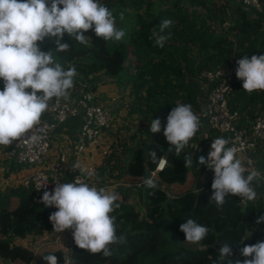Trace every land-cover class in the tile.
<instances>
[{
    "label": "trees",
    "instance_id": "obj_1",
    "mask_svg": "<svg viewBox=\"0 0 264 264\" xmlns=\"http://www.w3.org/2000/svg\"><path fill=\"white\" fill-rule=\"evenodd\" d=\"M101 3L113 11L117 26L127 30L122 41H105L89 30L84 33L91 38L88 45L65 34L62 42L71 45L69 52L57 53L52 41L44 44L43 50L53 49L65 69L75 66V86L78 81L89 82L85 83L95 100L98 91L91 82L95 76L110 77L115 85L118 106L104 127L108 148L94 165L96 177L88 182L118 193L120 208L114 215L118 234H126V243L115 246L113 255L104 258L79 249L66 230L56 233L48 217L57 209L35 202L28 186L12 184L11 175L19 166L0 155V264H46L42 257L48 254L57 255L59 264L65 257L75 264H212L225 242L232 243L234 257L243 260L239 251L245 244L264 240V222L254 223L257 215L264 214V196L257 193L256 200L246 204L229 196L218 208L210 201L213 172L197 188L186 185L188 172L196 169L192 145L198 133L181 155L175 156L167 151L163 132L159 137L152 135L149 124L157 117L166 124L176 103L191 104L194 112L198 109L195 85L204 80L201 71L234 69L228 105L239 113L240 126L249 132L254 117L262 112L264 91L249 94L242 89L243 81L235 76V61L244 54H264V0H259V8L248 7L242 0ZM166 18L174 23L167 30L170 39L160 48L151 37ZM9 148L0 146V153ZM152 149L158 159L165 158L166 165L154 177L157 189L148 195L153 190L145 189L142 182L158 161L148 157ZM184 152L194 153V168L184 167ZM66 173V182L72 181L74 172ZM162 184L173 188L169 191ZM11 197L18 201L14 208H10ZM188 218L212 229L200 242L206 249L200 244L183 247L185 238L179 226ZM58 235L68 237L65 249L52 247ZM43 242L49 245L36 256L34 248Z\"/></svg>",
    "mask_w": 264,
    "mask_h": 264
},
{
    "label": "clouds",
    "instance_id": "obj_2",
    "mask_svg": "<svg viewBox=\"0 0 264 264\" xmlns=\"http://www.w3.org/2000/svg\"><path fill=\"white\" fill-rule=\"evenodd\" d=\"M120 21L124 14L120 13ZM174 21L166 18L152 33L156 46L163 48L170 39ZM91 30L97 38L120 42L127 30L117 26V17L101 0H0V146H11L14 142L37 137L28 133L41 125L43 115L53 100H66L74 89V78L78 75L75 66L65 69L57 62L53 49L43 50L48 41L55 44L57 53L69 52L71 45L62 42L65 34L80 45H88L91 38L84 35ZM235 76L243 81L242 89L251 94L264 91V54H244L235 61ZM201 128V117L191 104L176 103L168 113L163 125V136L169 144L167 151L175 156L189 146L190 141ZM162 129L159 117L152 119L149 132L156 134ZM202 138L207 139V133ZM229 139L217 137L212 140L206 155L195 158V168L200 166L213 172L211 183V203L222 207L229 196L239 197L243 203L256 200V184L259 174L246 169L235 147L228 146ZM195 151L198 145H195ZM152 162L158 160L156 150L148 152ZM194 153L184 152V167L194 168ZM162 166V164H161ZM71 170L78 171L76 179L65 183H54V187L44 190L40 202L57 209L48 219L56 233L70 230L75 245L89 254H101L104 258L113 255L115 246L126 243V234H118L117 217L120 208L119 195L89 183L96 172L79 162ZM143 186L154 194L157 181L149 175L143 179ZM42 185V184H41ZM39 186L38 191L41 188ZM200 190H198L199 192ZM264 222V214L256 217L255 224ZM185 241L201 244L212 229L188 218L180 224ZM232 243H222L218 256L212 264H264V240L255 244H245L234 257ZM46 264H59L57 255L42 257ZM63 264H75L71 257H65Z\"/></svg>",
    "mask_w": 264,
    "mask_h": 264
},
{
    "label": "built area",
    "instance_id": "obj_3",
    "mask_svg": "<svg viewBox=\"0 0 264 264\" xmlns=\"http://www.w3.org/2000/svg\"><path fill=\"white\" fill-rule=\"evenodd\" d=\"M242 2L248 7L259 8L260 6L259 0H242ZM233 71L234 69L201 71L200 75L207 89L195 111L201 117V128L197 133L212 130L223 134L229 139L228 146L235 147L237 154H240V159L246 169L245 174L255 170L259 174V179L264 182V171L255 166L251 154L257 143L264 144V97L262 112L254 117L248 132L240 126L239 113L228 105ZM110 115V111L95 100L94 93L87 89L86 83L78 81V85L75 86L73 94L68 99L50 102L48 111L42 117L41 125L27 134L28 137H37L35 142L30 139L14 142L0 155L13 159L21 167L32 168L30 174L21 177L18 183L31 188L34 193L33 200L39 202L44 190L50 191L55 186L54 183H65L66 172H73L68 168L63 151L57 152L53 158H50V136L54 127L64 123L69 117L79 118V130L74 150L78 155L85 153L88 159L85 166L93 169L108 148L104 139V127ZM213 139V137H207L205 142L210 143ZM196 144L198 145L194 142L192 145L194 151ZM197 151H199V145ZM165 165V158L160 157L154 169L149 171L148 176L155 177ZM78 175V171H74L72 180ZM40 185L41 188L38 191ZM66 231L72 237L71 231Z\"/></svg>",
    "mask_w": 264,
    "mask_h": 264
},
{
    "label": "crops",
    "instance_id": "obj_4",
    "mask_svg": "<svg viewBox=\"0 0 264 264\" xmlns=\"http://www.w3.org/2000/svg\"><path fill=\"white\" fill-rule=\"evenodd\" d=\"M196 88H198V99L199 102H201L205 96L206 92V86L205 83L201 80L200 83H197L195 85ZM75 90L71 91V94H73ZM44 116V115H43ZM79 130V118L78 117H69L64 123L60 125H56L54 127V130L50 136V158H53L54 155L59 152L63 151L66 155V160L68 164L69 170H71V167L73 164L79 162L82 166H85L88 162V159L86 157V154L82 153L81 155H78L75 152V145L77 141V135ZM207 133V137H213L214 139L217 137H224L223 134H219L215 131H207V132H199L197 136V140L195 142L199 145V151H195L196 156L199 157L201 155H206L207 152L210 150V145L212 142L206 143V139L202 138L203 134ZM213 139V140H214ZM252 157L254 159V164L257 168L264 171V144L257 143V145L253 148ZM239 158L240 154H238ZM101 159V158H100ZM99 159V161H100ZM19 166V165H18ZM32 171L31 167H21L19 166V171L15 174L11 175L10 182L12 183L14 179L19 182L21 177L28 176L30 172ZM74 172V170H71ZM211 170L206 169L204 166H200L199 170L194 169L190 170L188 172L187 182L186 185H189L193 188H197L201 182L205 179V176L208 173H211ZM70 173V171H69ZM162 186H166L165 184H162ZM256 191L258 194H261L264 196V182L259 179L258 183L256 184ZM165 188V187H164ZM169 191L172 190V185H167L166 187ZM14 200L15 205L10 208H14L18 201L16 198L11 197L9 199V202L11 203ZM67 232V231H66Z\"/></svg>",
    "mask_w": 264,
    "mask_h": 264
},
{
    "label": "rangeland",
    "instance_id": "obj_5",
    "mask_svg": "<svg viewBox=\"0 0 264 264\" xmlns=\"http://www.w3.org/2000/svg\"><path fill=\"white\" fill-rule=\"evenodd\" d=\"M86 83H89L87 81H85ZM84 82V83H85ZM92 84L96 87L97 89V94L98 96L96 97V100L102 105L104 106L106 109H108L110 111V114L112 113V111L114 109L117 108L118 104H117V94H116V90H115V85L113 83V81L111 80L110 77H106L103 75H97L93 78V81H91ZM163 125L162 124V129L160 133H156L152 135L159 137L162 132H163ZM150 126V124H149ZM18 181H16V179H14V181L12 182V184H17ZM165 188L167 186H164ZM167 189V188H166ZM10 203V202H9ZM15 205L14 200L10 203V207H13ZM68 243V237H63L62 235H58V239L52 244V247H59L62 246L63 249H65L66 244ZM47 245L49 244H45L44 242L41 243V245L36 246L34 248L35 251V255L37 256L45 247V249H47ZM195 244H191L187 241L184 240L183 242V247L184 248H193L195 247Z\"/></svg>",
    "mask_w": 264,
    "mask_h": 264
}]
</instances>
